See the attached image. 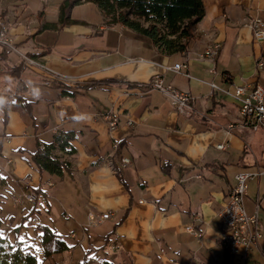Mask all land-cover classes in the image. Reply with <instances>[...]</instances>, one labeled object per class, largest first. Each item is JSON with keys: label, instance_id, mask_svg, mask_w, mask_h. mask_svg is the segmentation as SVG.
I'll list each match as a JSON object with an SVG mask.
<instances>
[{"label": "crops", "instance_id": "0c3cea01", "mask_svg": "<svg viewBox=\"0 0 264 264\" xmlns=\"http://www.w3.org/2000/svg\"><path fill=\"white\" fill-rule=\"evenodd\" d=\"M63 1L0 0V18L17 50L36 55L57 75L47 86L51 74L23 66L15 54L12 66H23L20 78L27 92L39 90V99L14 103L19 92L12 82L10 91L0 90L7 98L0 104V171L16 183L11 197L29 190L41 195L38 208L54 224L34 230L46 225L72 245L63 252L70 259L54 255L58 263L233 264L219 243V211L235 174L259 171L243 199L261 232L246 264H264V124L246 123L233 94L236 85L264 88V66L256 68L264 42L244 26L252 17L264 20V0H202L195 37L170 55L120 24H105L90 2L71 7L70 22L59 26ZM212 43L219 44L213 61L198 59ZM0 52L6 59L9 51ZM175 64L186 68L174 71ZM156 75L190 96L191 116L146 85ZM106 114L118 118L115 129ZM61 135L69 136V153L58 147L54 153L70 164L69 172H40L30 153ZM121 157L130 163L122 166ZM88 211L111 215L88 226Z\"/></svg>", "mask_w": 264, "mask_h": 264}, {"label": "trees", "instance_id": "16d2710c", "mask_svg": "<svg viewBox=\"0 0 264 264\" xmlns=\"http://www.w3.org/2000/svg\"><path fill=\"white\" fill-rule=\"evenodd\" d=\"M90 2L100 10L103 21L107 25L120 24L131 36L142 37L160 54L170 55L186 49L187 42L195 37L194 27L204 16L202 0H64L60 7L58 25L63 26L70 21L67 11L80 3ZM35 58L36 55H30ZM23 66H8L5 73L11 78L16 104L25 105L22 95L27 87L20 78ZM68 135H61L52 144L38 146L30 153V160L38 170L62 176L69 172L70 164L55 155L56 147L69 153ZM2 219L0 217V231ZM37 241L43 259H51L53 255L69 251L72 245L65 237L46 225H37ZM44 235L41 236L40 233ZM36 239V238H35ZM34 240V239H32ZM0 264H38L32 243L16 241L9 243L0 237Z\"/></svg>", "mask_w": 264, "mask_h": 264}, {"label": "built area", "instance_id": "2783aa9c", "mask_svg": "<svg viewBox=\"0 0 264 264\" xmlns=\"http://www.w3.org/2000/svg\"><path fill=\"white\" fill-rule=\"evenodd\" d=\"M244 26L247 27L253 34V39L257 42H264V20L259 17H252L244 22ZM8 25L0 20V46L10 52L20 53L14 45L13 39L9 36ZM219 50L218 43H212L207 46L202 53L198 54V59H209L213 61ZM22 61L28 67L41 68L43 65L37 58L27 57L20 54ZM264 66V58L260 57L256 62V68L260 69ZM181 68H186V64H175L171 69L179 71ZM211 71L214 72V67H211ZM51 79L44 81L45 85H50L52 78L57 75H51ZM161 78V77H160ZM151 87V79L146 84ZM214 86V85H213ZM248 85H236L234 88V96L239 102V111L245 122L251 125L253 128L260 124H264V88L259 84L253 85L249 91H247ZM160 92L164 94L171 102L174 109L183 115L191 116L193 106L191 98L188 94L180 92L173 87L164 84L162 78L160 79ZM19 95V94H18ZM25 99L37 100L39 95H35L33 92H26L22 95ZM110 130L116 128L118 118L114 114H106ZM127 124H131V121H127ZM231 128V126H229ZM118 144H113V151L116 150ZM217 148H224L222 144L216 145ZM114 153L108 155V160ZM120 162L122 166H126L130 163L126 157H121ZM107 163V161H106ZM264 172V170H263ZM260 172H238L235 174V184L232 187L228 200L219 211V218L222 224V231L219 235L220 246L229 254L233 260V264H246L249 258L251 247L256 245L258 240L261 239V232L258 225L257 213L248 215L243 207V199L246 195L247 183L250 178L255 175H259ZM41 195L33 190H29L20 194L12 196L13 205L27 202L33 204L36 208L40 206ZM111 213L95 214L88 213V226L95 224V222H102L110 217ZM187 230L192 231L188 226Z\"/></svg>", "mask_w": 264, "mask_h": 264}, {"label": "rangeland", "instance_id": "374dc122", "mask_svg": "<svg viewBox=\"0 0 264 264\" xmlns=\"http://www.w3.org/2000/svg\"><path fill=\"white\" fill-rule=\"evenodd\" d=\"M0 20H2V19L0 18ZM2 21H4V20H2ZM9 36L14 41V38L12 37V35H9ZM14 45H15V43H14ZM15 47H16V45H15ZM2 49L3 48L1 47L0 51ZM15 54L16 53L9 51V54H8L6 59L0 57V90H4V91L9 90L10 91L12 89V85H11L12 81L4 71H5L7 66H12L14 64L13 59L15 58ZM20 54H22V53H19V54L17 53V55H19L21 60H22V57ZM3 55L4 54L2 52H0V56H3ZM23 55H25V54H23ZM26 56L30 57L29 55H26ZM24 61H22L23 66L25 65ZM39 61L43 65V67H41L39 69L45 70V71L49 72L51 75H56L55 73L49 71L48 68L46 67V65L41 60H39ZM14 92H17V91H14ZM0 99L3 100L2 105H6V102H7L6 96H0ZM0 112H1V107H0ZM0 117H2V115ZM4 125H5V123L3 124V122H1V118H0V130H2L1 132H3ZM117 150H118V147L114 151L112 149L111 153H113ZM0 157H1V154H0ZM0 170H1V168H0ZM2 180H5V182H6L5 186L6 187H4V185L2 184ZM15 184L16 183H14V181H13V179H11V177H8L5 175V171H0V217L2 219L1 231H3V237L9 243L21 241V237H23V241H28V244L32 243V249L34 250L38 264H59L58 261L56 260L57 257L54 255L52 256L51 259H43V255H42L40 246L38 244V241L35 239L36 238V231L33 228V226H35L36 224H39V223L54 224V222L52 221L53 219L52 220L50 219L52 217V215H48L42 207L40 209L38 208V209L34 210V205L31 203L22 202L21 204L13 206L11 193L17 189V186H15ZM89 212H91V211H88V213ZM88 213H87V217H88ZM87 217H86V219H87L86 223L88 224V218ZM97 223H101V222H95V224H97ZM95 224H92V225H95ZM17 225H19V227H17ZM24 225H28V227H24ZM32 239H34V240H32ZM75 253H77V251ZM63 254L62 255L64 257H68L70 259V255H67L65 253H63ZM99 256H101V255H99ZM73 257H75V256L73 255ZM99 262L100 261H96L93 264H97ZM88 264H90V263H88Z\"/></svg>", "mask_w": 264, "mask_h": 264}, {"label": "bare ground", "instance_id": "6f19581e", "mask_svg": "<svg viewBox=\"0 0 264 264\" xmlns=\"http://www.w3.org/2000/svg\"><path fill=\"white\" fill-rule=\"evenodd\" d=\"M160 77L159 76H154V77H152V79H151V87L153 88V89H156V90H158V91H160Z\"/></svg>", "mask_w": 264, "mask_h": 264}, {"label": "snow or ice", "instance_id": "6c2138e0", "mask_svg": "<svg viewBox=\"0 0 264 264\" xmlns=\"http://www.w3.org/2000/svg\"><path fill=\"white\" fill-rule=\"evenodd\" d=\"M17 227H19V225H17ZM24 227H28V225H24ZM40 235L43 236L44 233L41 232ZM2 236H3V231H0V237H2ZM21 241H23V237H21Z\"/></svg>", "mask_w": 264, "mask_h": 264}, {"label": "clouds", "instance_id": "9594fccd", "mask_svg": "<svg viewBox=\"0 0 264 264\" xmlns=\"http://www.w3.org/2000/svg\"><path fill=\"white\" fill-rule=\"evenodd\" d=\"M34 94L35 95H39V90L38 89H34ZM3 103V100L2 99H0V104H2Z\"/></svg>", "mask_w": 264, "mask_h": 264}]
</instances>
